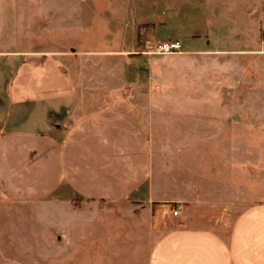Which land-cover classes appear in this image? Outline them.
<instances>
[{
	"label": "crops",
	"instance_id": "crops-1",
	"mask_svg": "<svg viewBox=\"0 0 264 264\" xmlns=\"http://www.w3.org/2000/svg\"><path fill=\"white\" fill-rule=\"evenodd\" d=\"M148 25L137 17L127 42L118 26L116 51L0 52L1 196L44 205L63 188L79 201H58L76 213L128 208L142 251L127 264H264L260 124L242 122L240 104L218 107L223 123L195 118L206 105L165 104L166 71H144Z\"/></svg>",
	"mask_w": 264,
	"mask_h": 264
},
{
	"label": "rangeland",
	"instance_id": "rangeland-1",
	"mask_svg": "<svg viewBox=\"0 0 264 264\" xmlns=\"http://www.w3.org/2000/svg\"><path fill=\"white\" fill-rule=\"evenodd\" d=\"M137 17L151 24L150 31L141 33L143 49L147 40H179L186 51L147 54L151 60L144 59L145 75L166 71L161 78L163 102L206 105L210 110L195 118L222 123L224 112L218 107L240 104L242 122L257 119L260 124L256 130L262 168L257 172L264 175V0H0V52L70 53L77 44L85 51H116L122 49L116 28L127 42ZM132 50L141 51L136 46ZM184 56L188 59L182 60ZM170 115L173 120L183 114ZM239 129L246 132L244 125ZM209 143L211 152L221 151V144ZM1 195L0 264H127L141 255L140 242L130 239L125 228L129 225L136 234V221L122 205H109L98 214L76 213L58 201H79L63 188L49 196L57 202L44 205L10 203ZM129 245L134 256L126 253Z\"/></svg>",
	"mask_w": 264,
	"mask_h": 264
},
{
	"label": "built area",
	"instance_id": "built-area-1",
	"mask_svg": "<svg viewBox=\"0 0 264 264\" xmlns=\"http://www.w3.org/2000/svg\"><path fill=\"white\" fill-rule=\"evenodd\" d=\"M182 51V43L179 40H169V41H146L145 49L143 50L144 54H161L167 55L176 52ZM179 208H175L173 210V215L176 216L178 214Z\"/></svg>",
	"mask_w": 264,
	"mask_h": 264
}]
</instances>
